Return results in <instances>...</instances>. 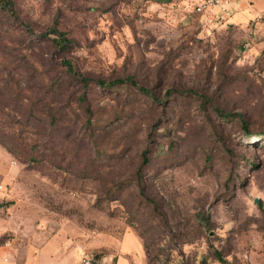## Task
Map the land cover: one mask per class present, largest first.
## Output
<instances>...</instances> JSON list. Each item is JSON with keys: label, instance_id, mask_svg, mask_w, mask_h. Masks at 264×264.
<instances>
[{"label": "rangeland", "instance_id": "rangeland-1", "mask_svg": "<svg viewBox=\"0 0 264 264\" xmlns=\"http://www.w3.org/2000/svg\"><path fill=\"white\" fill-rule=\"evenodd\" d=\"M14 2L17 19L0 9V146L15 170L0 171V264H264L263 31L181 0ZM53 28L73 44L40 36ZM65 58L158 100L83 85Z\"/></svg>", "mask_w": 264, "mask_h": 264}, {"label": "trees", "instance_id": "trees-1", "mask_svg": "<svg viewBox=\"0 0 264 264\" xmlns=\"http://www.w3.org/2000/svg\"><path fill=\"white\" fill-rule=\"evenodd\" d=\"M0 9H2L3 11H5L8 15L12 16L13 18L17 19L18 18V12L15 8V2L14 0H0ZM29 26H27V31L30 32L32 31ZM55 35V36H52ZM40 36L42 38H47L48 40H51L52 43L59 47V48H69L73 42L75 41L73 38H70L67 36V34L63 31H61L58 28H53L50 30H46L40 33ZM62 66H64L67 71L69 72L70 75H72L73 77L77 78L78 81H80L83 85H89L90 82L94 81L96 84H98L101 87H115V86H120V85H131L135 88H137L141 93H144L152 98H154L155 101H157L158 99L154 96V93L152 92V90H150L149 88H147L146 86L142 85L141 83H139V81H137L134 77L132 76H127V77H119L116 79H112V80H107L104 78H94L92 76H88L86 74L81 73L80 71L76 70L74 65L72 64V61L70 59H63L62 61ZM1 82V80H0ZM175 92H179V93H193L196 94L198 96L201 95V93L195 91V90H179V89H169L166 91V97H169L170 95H172ZM216 112L221 115L222 117L225 118H232L235 116H240L242 117L241 113L238 112H234V111H223L220 110L218 108H216ZM89 118L87 119V122L90 123V115H91V111L89 110ZM248 123L247 122H243V128L245 130L248 129ZM2 143V142H1ZM4 145V143H2ZM10 152H12L9 149ZM149 163L147 157L145 156V153H143V161H142V167L147 166ZM141 167V168H142ZM137 179V183L140 187V191L141 193H143V195H145L144 193V185L141 184V175L139 174Z\"/></svg>", "mask_w": 264, "mask_h": 264}, {"label": "crops", "instance_id": "crops-1", "mask_svg": "<svg viewBox=\"0 0 264 264\" xmlns=\"http://www.w3.org/2000/svg\"><path fill=\"white\" fill-rule=\"evenodd\" d=\"M181 2L182 4L187 6L183 0H181ZM217 11L219 12V15L223 16V19L220 20L219 23L226 22L230 25L246 22L249 23L251 18L264 12V0H231L227 5L226 11H221L220 9H218ZM199 17H203L206 22H208L209 20L207 16ZM9 159V152L2 146H0V171L8 172V176L11 177L14 175L15 170L10 166L8 167L7 162L9 161ZM133 235L137 241L136 235Z\"/></svg>", "mask_w": 264, "mask_h": 264}, {"label": "built area", "instance_id": "built-area-1", "mask_svg": "<svg viewBox=\"0 0 264 264\" xmlns=\"http://www.w3.org/2000/svg\"><path fill=\"white\" fill-rule=\"evenodd\" d=\"M185 4L190 8L191 12L198 16H207L209 23L219 22L223 19L222 15H219L217 11H226L227 5L231 0H183ZM249 25L255 33L259 30L263 31L264 34V12L254 16L250 19ZM5 186L0 184V193L5 191ZM21 264V263H19Z\"/></svg>", "mask_w": 264, "mask_h": 264}, {"label": "water", "instance_id": "water-1", "mask_svg": "<svg viewBox=\"0 0 264 264\" xmlns=\"http://www.w3.org/2000/svg\"><path fill=\"white\" fill-rule=\"evenodd\" d=\"M257 202H259V200L257 199Z\"/></svg>", "mask_w": 264, "mask_h": 264}]
</instances>
